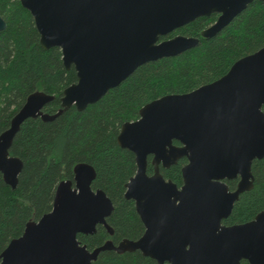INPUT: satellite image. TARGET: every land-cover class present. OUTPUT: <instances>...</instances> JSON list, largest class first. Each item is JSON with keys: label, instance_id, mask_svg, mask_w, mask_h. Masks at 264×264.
<instances>
[{"label": "water", "instance_id": "95a60500", "mask_svg": "<svg viewBox=\"0 0 264 264\" xmlns=\"http://www.w3.org/2000/svg\"><path fill=\"white\" fill-rule=\"evenodd\" d=\"M254 0H20L29 11L43 49L58 47L64 67L77 81L63 90L61 109L43 112L52 96L31 93L0 134V172L16 187L21 163L10 144L28 118L54 119L63 109L78 111L98 101L140 65L174 57L199 39H161L201 16L218 14L201 31L219 33ZM263 1V0H259ZM6 28L0 16V31ZM264 46L237 59L218 79L183 94H167L141 107L134 121L121 125L117 143L134 154L136 171L125 184L144 225L136 240H107L88 250L77 234L107 227L113 204L91 188L94 169L75 165L72 180L61 181L52 209L27 222L10 240L0 264H92L101 251H140L157 264H264V210L247 222L222 223L239 195L253 187L251 165L264 157ZM174 141L178 144H174ZM151 156L153 173L148 174ZM181 158L182 184L160 172ZM238 179L230 190L226 180Z\"/></svg>", "mask_w": 264, "mask_h": 264}, {"label": "trees", "instance_id": "16d2710c", "mask_svg": "<svg viewBox=\"0 0 264 264\" xmlns=\"http://www.w3.org/2000/svg\"><path fill=\"white\" fill-rule=\"evenodd\" d=\"M0 16L6 28L0 31V134L33 92L52 96L43 112L61 109L63 90L77 81L73 66L64 67L58 47L43 49L34 20L20 0H0ZM218 14L201 16L161 39L175 35L199 39L197 46L174 57H163L137 67L118 86L109 89L98 101L78 111L63 109L54 119L28 118L19 127L9 155L21 168L16 187L7 185L0 172V257L13 238L19 237L29 221L38 220L52 209L55 191L64 180H72L79 163L95 171L93 190L105 192L113 204L106 218L107 227L98 224L93 234H77V240L93 250L111 240H136L144 225L133 200L126 199L125 184L135 174L134 154L117 143L121 125L134 121L146 103L167 94H183L224 75L239 58L264 46V0H254L219 33L203 38L201 31L212 25ZM264 111V105L262 106ZM174 144L178 142L174 141ZM181 158L160 172L177 186L182 184ZM148 174L153 173L151 156ZM253 187L241 193L225 225L252 220L264 210V157L252 162ZM238 179L226 180L230 190ZM92 264H157L138 250L117 253L101 251ZM240 264H249L242 260Z\"/></svg>", "mask_w": 264, "mask_h": 264}]
</instances>
